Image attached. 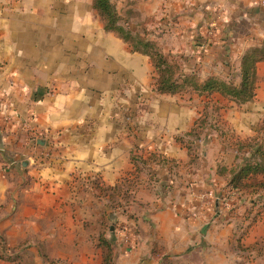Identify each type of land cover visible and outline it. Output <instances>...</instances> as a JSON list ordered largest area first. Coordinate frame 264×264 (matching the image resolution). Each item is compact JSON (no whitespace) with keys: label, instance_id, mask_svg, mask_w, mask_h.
<instances>
[{"label":"crops","instance_id":"crops-1","mask_svg":"<svg viewBox=\"0 0 264 264\" xmlns=\"http://www.w3.org/2000/svg\"><path fill=\"white\" fill-rule=\"evenodd\" d=\"M93 3L0 0V94L10 103L0 111V264H102V234L113 264H264V198L239 193L224 207L202 197L224 192L233 166L261 159L264 60L245 103L159 93L151 57L106 30ZM112 3L200 80L240 83L242 56L264 46L261 0ZM151 153L166 162L135 174L133 156ZM123 178L137 186L120 196L97 187ZM126 192L128 207H115Z\"/></svg>","mask_w":264,"mask_h":264},{"label":"trees","instance_id":"trees-1","mask_svg":"<svg viewBox=\"0 0 264 264\" xmlns=\"http://www.w3.org/2000/svg\"><path fill=\"white\" fill-rule=\"evenodd\" d=\"M93 4L103 19L106 30L117 33V35L132 46L134 51L142 52L151 57L156 72L155 86L159 93H177L189 89L208 94L220 92L229 96L237 103H245L256 98V68L257 63L264 60V46L252 47L242 56L240 83L227 82L219 77L200 80L197 74H183L178 60L161 51L158 43L149 38L147 30L144 31V34L133 33L127 23L119 16L112 0H94ZM257 151L261 158L259 161L248 162L243 166H233L231 168L229 186L235 191L236 195L239 193L257 194L259 199L262 200L264 198V150L260 146ZM158 158L162 162H166V159L156 153H151L149 160L141 156H133L135 174L140 173L142 170L140 163L147 165L150 160ZM137 183L134 178H123L114 187H104L100 183L97 184V187L103 193H106V195H109V192H111V196H120L122 194L120 191L122 186L129 185L136 187ZM223 196L227 198L229 195L223 193ZM124 197L123 201L125 202H115L113 200L115 202L114 206L125 207L128 205L131 195L126 192V194L124 193ZM253 203L256 204V201L253 200ZM98 245L103 251L102 264H113L114 247L112 241L102 234Z\"/></svg>","mask_w":264,"mask_h":264},{"label":"built area","instance_id":"built-area-1","mask_svg":"<svg viewBox=\"0 0 264 264\" xmlns=\"http://www.w3.org/2000/svg\"><path fill=\"white\" fill-rule=\"evenodd\" d=\"M261 2L264 4V0H261ZM212 32L209 31L208 33L210 34ZM10 106L9 101H7L3 95L0 94V111L2 112H6V110H8ZM8 119V117H7ZM26 128H28L29 130H32L33 128L30 127V125H26ZM36 137V136H35ZM34 137V138H35ZM36 139V138H35ZM14 164V161L10 162L8 165H6V168L11 167ZM223 193L229 195L227 198H225L223 196ZM236 193L235 191H233L230 186H228L224 192H220V193H216L214 191H208L206 193H204L202 195V197L207 200V201H211V202H222L224 207H231L230 205L232 204V200L235 199ZM120 231L126 236L127 232H128V226L126 224H121L120 225Z\"/></svg>","mask_w":264,"mask_h":264},{"label":"rangeland","instance_id":"rangeland-1","mask_svg":"<svg viewBox=\"0 0 264 264\" xmlns=\"http://www.w3.org/2000/svg\"><path fill=\"white\" fill-rule=\"evenodd\" d=\"M148 27H149L148 25L145 26V25L141 24V25L139 26V29H138L137 32H138V33H141V31H145V30H147ZM148 36H149V38H150L151 40H154L153 36H150V34H148ZM174 59L178 60V59L175 58V57H174Z\"/></svg>","mask_w":264,"mask_h":264}]
</instances>
